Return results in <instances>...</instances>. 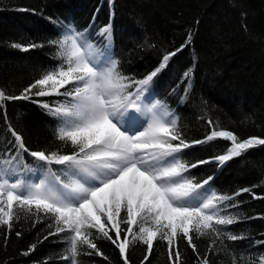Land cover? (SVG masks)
I'll return each mask as SVG.
<instances>
[{"label":"trees","instance_id":"trees-1","mask_svg":"<svg viewBox=\"0 0 264 264\" xmlns=\"http://www.w3.org/2000/svg\"><path fill=\"white\" fill-rule=\"evenodd\" d=\"M109 24L113 39L105 55L117 61L122 74L136 79L158 67L163 54L178 48L191 33V42L150 85L154 92L150 99L163 101L174 113L188 142L203 140L213 127L232 131L241 140L264 139V0H113L111 4L109 0H0V90L19 95L61 63L58 48L50 41L63 34L62 25L88 29L92 42L102 48L105 41L99 29ZM14 44L40 46L23 51ZM64 101L59 95L0 101V148L13 140L8 132L11 125L32 150L55 151L59 146L61 151H70V144L56 138L57 120L41 106ZM228 146L230 142L217 138L184 149L182 158L190 163L210 160ZM25 161L32 163V158L25 155ZM191 173L197 180L212 176L211 188L218 194L251 189L235 197L236 207L221 212L234 215L236 222L217 226L242 238L232 241L227 235L217 239L207 232L191 233L200 258L207 256L209 264H260L264 245L257 242L264 240V145L223 166L211 160ZM14 210L18 219L11 232L0 226V264H69L61 259L68 254L67 232L49 236L55 227L49 228L51 217L41 213L37 220L36 215ZM120 215L126 213L122 210ZM133 228L138 231L139 223ZM90 231L103 255H88L93 250L78 245V264H124L111 241L95 229ZM175 244L179 264H199L186 240L178 238ZM32 245L35 250L24 255ZM126 254L129 264H172L164 240L154 241L147 261V248L139 241L129 244Z\"/></svg>","mask_w":264,"mask_h":264},{"label":"snow or ice","instance_id":"snow-or-ice-1","mask_svg":"<svg viewBox=\"0 0 264 264\" xmlns=\"http://www.w3.org/2000/svg\"><path fill=\"white\" fill-rule=\"evenodd\" d=\"M62 30V35L50 41L57 46L61 63L19 95L9 96L0 90V101L29 100L33 95L63 96L64 102L41 106L57 120L56 138L70 144L71 150L61 151L59 146L55 151L32 150L8 125L13 140L0 148V226L11 232L18 219L14 208L36 215L37 220L41 213L51 217L49 228L55 227L49 236L69 234L65 237L68 254L61 257L69 264H78V245L92 249L88 255H103L91 238L93 229L119 249L124 264H129V244L139 241L145 245L147 261L157 239L167 242L169 260L179 264L178 238L186 240L197 253L199 264H209L207 256L200 258L191 233L207 232L217 239L227 235L232 241L242 238L217 226L236 222L234 215L221 212L236 207L235 197L251 189L218 194L211 188L212 176L197 180L191 170L211 160L223 166L245 151L264 145V139L241 140L232 131L213 127L203 140L188 142L174 113L163 101L150 99L154 96L151 82L191 42V33L178 48L163 54L158 67L136 79L122 74L117 61L105 55L113 39L111 24L99 29L105 41L102 48L92 42L88 29L62 25ZM38 46L13 45L23 51ZM137 113L146 115V119ZM207 123L213 124L211 120ZM217 138L230 142L223 154L194 163L182 158L184 149ZM25 155L32 158V163L25 161ZM122 210L124 217L120 215ZM138 223V231H134ZM122 224L127 227L122 228ZM15 234L21 235L19 231ZM257 243L264 245V240ZM35 247L23 254L29 255ZM260 264H264V254Z\"/></svg>","mask_w":264,"mask_h":264},{"label":"rangeland","instance_id":"rangeland-1","mask_svg":"<svg viewBox=\"0 0 264 264\" xmlns=\"http://www.w3.org/2000/svg\"><path fill=\"white\" fill-rule=\"evenodd\" d=\"M137 115H140L141 119H146V115H141L140 113H137Z\"/></svg>","mask_w":264,"mask_h":264}]
</instances>
